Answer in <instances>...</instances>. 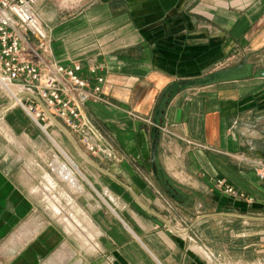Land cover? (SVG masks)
Masks as SVG:
<instances>
[{"label": "crops", "instance_id": "obj_1", "mask_svg": "<svg viewBox=\"0 0 264 264\" xmlns=\"http://www.w3.org/2000/svg\"><path fill=\"white\" fill-rule=\"evenodd\" d=\"M36 8L52 60L83 64L91 87L88 67L102 65L109 102L84 110L118 157H92L53 116L44 131L0 89V264H264V0ZM56 143L78 164L74 187ZM48 175L73 195L90 243L35 192ZM218 178L255 201L224 194Z\"/></svg>", "mask_w": 264, "mask_h": 264}, {"label": "built area", "instance_id": "obj_2", "mask_svg": "<svg viewBox=\"0 0 264 264\" xmlns=\"http://www.w3.org/2000/svg\"><path fill=\"white\" fill-rule=\"evenodd\" d=\"M37 2L0 0V89L13 105L22 107L44 131L53 116L70 133L78 136L92 157L116 160L118 156L113 146L84 110V104L90 100L109 102L103 95L105 77L98 74L102 65L88 67L95 79L91 87L89 78L83 74V64L64 65L52 60L50 26L37 11ZM89 2L61 0V7L76 13ZM216 185L226 195L249 203L255 201L252 195L236 188L225 178H218ZM204 255L210 262L217 259L216 254L208 249Z\"/></svg>", "mask_w": 264, "mask_h": 264}, {"label": "bare ground", "instance_id": "obj_3", "mask_svg": "<svg viewBox=\"0 0 264 264\" xmlns=\"http://www.w3.org/2000/svg\"><path fill=\"white\" fill-rule=\"evenodd\" d=\"M15 91L17 90L16 88H13ZM6 131V130H5ZM6 133V132H5ZM10 133V132H9ZM9 135V134H8ZM9 137V136H8ZM15 137V136H14ZM15 140V139H14ZM51 140V139H50ZM53 140V139H52ZM52 142V141H51ZM55 142V141H54ZM53 142V143H54ZM57 147L56 149H60V151L65 155L64 158L66 157L67 160L69 161L68 163H70L71 167L68 166H64L65 167V171L63 172V176H67L68 179L70 177L71 180H69L70 185L72 187H74V185L76 184V178L74 177V175H72V170H76L77 172H79V167L78 164L68 155L66 154V152H64V150L62 149V147H60L57 143L55 144ZM59 152V151H58ZM43 154V153H42ZM41 154V155H42ZM83 155V154H82ZM84 156V155H83ZM58 159V158H57ZM58 164V163H57ZM63 166V165H61ZM33 168V167H32ZM63 168V167H62ZM44 171V170H43ZM60 171V170H59ZM31 174V172H29ZM48 173V172H47ZM77 175V174H76ZM33 176V174H32ZM79 176V175H78ZM66 177V178H67ZM88 178V177H87ZM45 179V178H44ZM63 179V177H62ZM66 180V179H65ZM45 181V180H44ZM75 181V182H74ZM79 181V180H77ZM82 184V183H81ZM41 185V184H40ZM69 185V184H68ZM80 186V184H79ZM32 187H35L32 185ZM76 187V186H75ZM82 187V186H81ZM69 188V186H68ZM34 189V188H33ZM78 189V188H77ZM77 189H75L77 191ZM83 188H81L82 190ZM88 191V190H87ZM35 192L37 194H39L41 196V198L44 200V202L47 204V207L49 208V210L52 211V213L54 214V217L59 218V220H61V222L65 223V225L71 229L76 231L77 233H79V235L82 237L84 242H88L90 243V240H92L93 238H95L94 234L89 232L88 229L86 228L87 226H85L86 224L84 223V218L80 217L78 215L79 213V209L77 206L74 205V197L72 195V197L69 195V191H64L62 190V188L59 187L58 183L54 180L53 177H51L50 175H48V177L46 178V181L44 182L43 185L38 186V188L35 189ZM63 198H65L64 200L68 201L67 203H71L72 204V208L73 209H67L63 203ZM76 204V203H75ZM79 205V204H78ZM67 206V205H66ZM69 206V205H68ZM70 208V207H69ZM82 209V208H81ZM82 211V210H81ZM84 211V210H83ZM83 213V212H82ZM52 214V215H53ZM83 216V215H81ZM86 216V214H85ZM90 220V219H89ZM92 224V223H91ZM89 227V226H88ZM90 230V228H89ZM93 241V240H92ZM85 244V243H84ZM197 249L201 252L204 253L205 249L204 247H197Z\"/></svg>", "mask_w": 264, "mask_h": 264}, {"label": "water", "instance_id": "obj_4", "mask_svg": "<svg viewBox=\"0 0 264 264\" xmlns=\"http://www.w3.org/2000/svg\"><path fill=\"white\" fill-rule=\"evenodd\" d=\"M159 139H160V135L159 133H156L155 134V138H154V141H153V150H152V163H153V166H154V170L155 172L157 173L158 170H157V165H156V154H157V147H158V143H159ZM78 147V146H77ZM79 148V147H78ZM79 150L81 151V153L88 159L91 161V159L82 151L81 148H79ZM204 217H207V216H204Z\"/></svg>", "mask_w": 264, "mask_h": 264}, {"label": "rangeland", "instance_id": "obj_5", "mask_svg": "<svg viewBox=\"0 0 264 264\" xmlns=\"http://www.w3.org/2000/svg\"><path fill=\"white\" fill-rule=\"evenodd\" d=\"M68 15H74V12L72 11V12H67V13H65V14H63L62 15V17H66V16H68ZM50 24V23H49ZM83 149L85 150V147L83 146ZM87 151V150H86ZM201 212L202 211H204V210H200ZM216 212H223V210H219V211H216Z\"/></svg>", "mask_w": 264, "mask_h": 264}]
</instances>
